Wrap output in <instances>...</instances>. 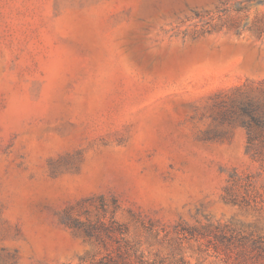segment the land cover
Instances as JSON below:
<instances>
[{"label": "rangeland", "instance_id": "rangeland-1", "mask_svg": "<svg viewBox=\"0 0 264 264\" xmlns=\"http://www.w3.org/2000/svg\"><path fill=\"white\" fill-rule=\"evenodd\" d=\"M247 100L264 0H0V264H80L101 204L146 254L264 264Z\"/></svg>", "mask_w": 264, "mask_h": 264}, {"label": "trees", "instance_id": "trees-1", "mask_svg": "<svg viewBox=\"0 0 264 264\" xmlns=\"http://www.w3.org/2000/svg\"><path fill=\"white\" fill-rule=\"evenodd\" d=\"M241 123L247 128L248 142L258 140L264 146V100L262 103L247 100L239 104ZM231 113H236L234 110ZM247 117V118H246ZM223 119L231 120L227 113L222 114ZM260 130V132L257 131ZM101 212L107 210L100 206ZM96 218L80 220L67 219V223L80 230L84 237L95 247L88 259H82L80 264H191L181 253L163 255L160 253L146 254L140 248L139 241L131 237L129 227L117 220L114 214L105 218V215ZM249 249L256 251V257L264 256V238L256 237L250 241Z\"/></svg>", "mask_w": 264, "mask_h": 264}]
</instances>
